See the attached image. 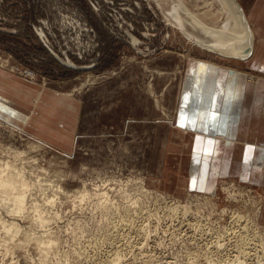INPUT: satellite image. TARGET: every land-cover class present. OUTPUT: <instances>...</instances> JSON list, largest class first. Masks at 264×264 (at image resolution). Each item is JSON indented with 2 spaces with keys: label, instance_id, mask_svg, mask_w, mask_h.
<instances>
[{
  "label": "rangeland",
  "instance_id": "374dc122",
  "mask_svg": "<svg viewBox=\"0 0 264 264\" xmlns=\"http://www.w3.org/2000/svg\"><path fill=\"white\" fill-rule=\"evenodd\" d=\"M159 1L0 0V70L32 84L12 93L0 88V160L24 165L40 182L24 214L0 199V264H104L120 249V264H224L234 261L243 237L254 246L241 262L264 264V153L257 151L264 147V0H238L257 46L240 62L193 44L186 27L166 18L177 7L184 19L206 14L219 28L215 22L227 19L217 21L221 0ZM191 63L201 67L193 66L201 78L193 90ZM191 93L208 96L198 101L194 123L183 110ZM15 150L25 153L16 158ZM84 185L114 189L120 209L80 202ZM142 185L153 200L138 194ZM121 187L140 200V215L122 207ZM34 199L45 202L46 226L36 222ZM221 208L229 210L221 215ZM239 212L241 221L234 219ZM13 222L17 234L6 231ZM49 235L58 238L56 248L43 246Z\"/></svg>",
  "mask_w": 264,
  "mask_h": 264
},
{
  "label": "bare ground",
  "instance_id": "6f19581e",
  "mask_svg": "<svg viewBox=\"0 0 264 264\" xmlns=\"http://www.w3.org/2000/svg\"><path fill=\"white\" fill-rule=\"evenodd\" d=\"M161 1V0H160ZM160 1H159V4H160ZM165 2L163 3L165 6H170V1L168 2L167 0H164ZM221 2H222V9L219 11V13L217 14V21H221V20H223L224 19V17H226L227 19L223 22V23H218V22H215L216 24H218V25H216V26H218L219 28H217V27H211V26H209V24L204 20L205 19V15L206 14H202L201 16L200 15H198V14H194V13H189L188 14V16H186V18L184 19L183 18V16L181 17L180 16V14H179V11L180 10H177V7H173V11H170V14L169 13H166V18H167V20H169L168 21V23L169 24H171L172 23V20H175L176 22H178V23H180V26L181 27H186V34L190 37L189 39H191V41H192V43L193 44H196V45H198L199 47H201L202 49H204V50H207V51H209V52H213L214 54H217L219 57H223V58H226V59H234V60H236V61H244V60H249L250 58H252L253 56H254V54H255V52H256V48H257V46H256V36H255V33H254V31H252V29H251V27H249V25H248V22H246V20H245V16H244V14L242 15L241 13H239L238 11H236V8L231 4V2L229 1V0H221ZM178 5V7L180 8L181 7V4L179 5V4H177ZM174 6V5H173ZM170 7H172V5L170 6ZM169 7V8H170ZM237 7V6H236ZM163 10H164V7H163ZM165 10L166 11H168L167 10V7H165ZM263 11H264V9H263ZM262 11V12H263ZM261 15V14H260ZM259 22V21H258ZM257 22V23H258ZM189 24V25H187L186 26V24ZM174 24H175V22H174ZM196 24V25H195ZM255 27V26H254ZM260 33V32H259ZM193 34H196V36H194ZM262 35H264L263 33H262ZM133 40H134V42H139L138 40H136L135 38H133ZM263 40H264V38H263ZM264 42V41H263ZM230 51V52H229ZM229 52V53H228ZM235 61V62H236ZM246 62V61H245ZM195 65H196V67H198V68H201L200 67V65L199 64H194V63H191V65H190V69H191V71H192V79L191 80H193V81H189V82H192V90H193V87H194V85L196 84V82H201V78L200 77H197V75H196V69L195 68H193V66L195 67ZM90 66V65H89ZM92 66V65H91ZM83 71V70H82ZM36 76V75H35ZM256 78V77H255ZM90 79V78H89ZM84 84V83H83ZM83 84H81V85H83ZM195 92H196V90H194ZM1 144V143H0ZM14 144H16V143H14ZM38 146H39V144H37ZM17 146V145H16ZM33 146V145H32ZM32 146H30V147H32ZM37 147V146H36ZM43 146H41V148H42ZM20 148H22V147H20ZM34 148V147H33ZM32 148V150H34ZM40 148V147H39ZM35 149H37V151L39 152V150H38V148H35ZM43 149V148H42ZM31 151V150H30ZM25 152H20V151H18V150H15V152H14V156L16 157V158H21V156H22V154H24ZM7 154H9L8 152H7ZM6 154V155H7ZM32 154V153H31ZM209 154V153H208ZM33 156V155H32ZM31 159V158H30ZM35 159V158H34ZM38 160V159H37ZM15 161V160H14ZM23 161H24V159H23ZM33 161V163H35L34 162V160H32ZM40 161H42V160H40ZM28 162V161H27ZM30 162V161H29ZM14 163V162H13ZM12 163V161L10 162V161H2V160H0V199L3 201V202H5V203H9V204H12V209H11V212H13V214L14 213H19V214H24V212L27 210V199H28V196H29V192L31 191V187L32 186H34L36 183L35 182H33L32 180H33V178H32V180H31V177H28V175H26V173H25V170H28V169H25L24 170V168H23V166H20V165H18L16 162L13 164ZM25 163V162H24ZM23 163V164H24ZM26 164V163H25ZM32 164V163H31ZM30 164V165H31ZM26 165H28V164H26ZM33 166H34V164H33ZM25 167V166H24ZM32 167V166H31ZM30 167V168H31ZM28 168V167H27ZM44 169V168H43ZM33 170V169H32ZM42 170V169H41ZM34 171V170H33ZM50 171V170H49ZM31 172V171H30ZM43 172V171H42ZM57 172V171H56ZM56 172H54V173H56ZM64 172V171H63ZM28 173V172H27ZM66 173V172H65ZM33 174V173H32ZM36 174V173H35ZM45 174V173H44ZM49 174V173H48ZM58 175H59V173H57ZM29 176H30V174H29ZM33 176V175H32ZM36 176V175H35ZM34 176V177H35ZM45 176V175H44ZM43 176V177H44ZM56 176V175H55ZM64 176V175H63ZM37 177V176H36ZM42 177V176H41ZM50 177V176H49ZM58 177V176H57ZM60 177V176H59ZM53 178V177H52ZM51 178V179H52ZM66 178V177H65ZM41 180H42V178H40ZM47 180V179H46ZM35 181H36V179H35ZM39 181V180H38ZM37 181V182H38ZM43 181V180H42ZM59 181V180H58ZM52 182H53V180H52ZM57 182V181H56ZM60 183H61V181H59ZM64 182H66V181H64ZM85 182V181H84ZM129 182L130 181H126V182H122V184H123V186L124 187H126V186H128V184H129ZM40 182H38L37 184H39ZM43 182H41V184H42ZM49 183V182H48ZM87 183V182H86ZM36 184V185H37ZM59 184V183H58ZM84 183H82V185H83ZM47 185V184H46ZM44 186L45 188L47 187V186ZM52 185H53V183H52ZM67 185V184H66ZM100 185V184H99ZM97 186V190L96 191H94L93 192V190L91 191L90 189H89V187L87 188L85 185V188H84V186H82V189L83 190H81V191H79V193L78 194H80L79 196H77V197H79V199L78 200H80V202H82V201H84V200H86V199H88V198H94V199H97V201H99V204H101V206L102 207H109V206H115V210H113V209H111V210H113V211H117L118 210V208L120 209V203H118L117 204V202L116 201H114V199H113V196H112V194H111V192H115L114 191V189H106L105 187L103 188V189H101V187L100 186ZM38 186V185H37ZM36 186V187H37ZM68 186V185H67ZM88 186V185H87ZM94 186V185H93ZM49 187V186H48ZM53 187V186H52ZM57 187V186H56ZM32 188H34V187H32ZM40 188V187H39ZM42 188V187H41ZM59 188V190H56L57 191V193L59 194L60 192H65L64 190H65V188L62 190V188L59 186L58 187ZM139 188H140V190H139V195L142 197V198H144L145 200H147V198L148 197H152V192L149 190V188H147V187H145V186H143L142 185V187L141 186H139ZM37 189V188H36ZM43 189V188H42ZM55 189V188H54ZM57 189V188H56ZM44 190V189H43ZM43 190H41L42 191V193L44 192ZM67 190H69V189H67ZM78 190V189H77ZM95 190V189H94ZM129 190V188H120L119 189V191H122V196L124 195V201L126 202L125 204H123V208L125 209V210H128V211H130V210H132V209H134V210H138L137 209V207H139L140 205L138 204L139 203V199L138 198H136V199H133V197H132V195L131 194H127V191ZM35 191V190H34ZM39 191V190H38ZM46 191V190H45ZM52 191H53V189H52ZM32 192H33V190H32ZM31 192V193H32ZM69 192V191H68ZM67 193V192H66ZM33 194H34V192H33ZM39 194V193H38ZM45 194V193H44ZM54 194V193H53ZM30 195H32V194H30ZM40 195V194H39ZM48 195V194H47ZM55 195V194H54ZM36 196H37V194H36ZM41 196H43V195H41ZM31 197H33V195L32 196H30V198ZM38 197V196H37ZM44 197V196H43ZM43 197H42V199H43ZM150 197V198H151ZM156 197L157 198H159V195L157 194L156 195ZM34 198H35V196H34ZM45 198V197H44ZM60 198V197H59ZM62 198H63V196H62ZM67 198V197H66ZM73 198V197H72ZM150 198H148V199H150ZM154 198V197H153ZM32 199V198H31ZM31 199L29 200V201H31ZM35 199H37V198H35ZM33 200V202H32V206H33V208H32V210L34 209V211H35V215H36V222L38 223V225L39 224H41V225H45L46 226V223H49V221H50V217L48 218L47 216H46V212H47V210L46 211H44L46 214L44 215V212L42 211V208H41V205L43 204V203H45V202H43L42 204H39L40 202L38 201V200ZM48 199V198H47ZM76 199V198H75ZM152 199V198H151ZM46 200V199H45ZM49 200V201H48ZM47 201L49 202V203H54L56 200H55V197H50L49 199H48ZM74 200V199H73ZM153 200V199H152ZM157 200V199H156ZM209 200H211V199H209ZM28 201V202H29ZM66 201V200H65ZM158 201H160V200H158ZM177 201V200H176ZM233 201V200H232ZM60 202V201H59ZM183 202V201H182ZM188 202H191L190 200L188 201ZM193 202V201H192ZM262 202V201H261ZM4 203V204H5ZM63 203V202H62ZM184 203V202H183ZM1 204V203H0ZM28 204H30L31 205V202L30 203H28ZM185 204V203H184ZM187 204V203H186ZM191 204V203H190ZM49 205V204H48ZM47 205V206H48ZM51 205V204H50ZM64 205V204H63ZM180 206H182L181 204H179ZM178 205V206H179ZM192 205V204H191ZM190 205V206H191ZM6 206V205H5ZM45 206V205H44ZM44 206H42V207H44ZM169 206V205H168ZM167 206V207H168ZM178 206H176V208H174L172 211H176V209H179L178 208ZM188 204L183 208V213L184 214H188V212H189V210L190 209H192L191 207H190ZM7 207V206H6ZM10 207L11 206H9L8 208L10 209ZM53 207V206H52ZM166 207V208H167ZM172 207V206H171ZM171 207H169V209L171 208ZM197 207V206H196ZM143 208L144 207H142V210H143ZM181 208V207H180ZM226 208V207H225ZM225 208H221L220 209V214L221 215H224L229 209H225ZM257 208V207H256ZM28 209H30L31 210V208L29 207ZM52 209V208H51ZM50 209V210H51ZM54 209H57V207L56 208H54ZM54 209H52V210H54ZM62 209V208H61ZM60 209V210H61ZM139 209H141L140 207H139ZM214 209V208H213ZM29 210V211H30ZM45 210V209H44ZM60 210H58V212L60 211ZM142 210H141V213H142ZM166 210V209H165ZM196 210H197V208H196ZM218 212H219V208H217L216 209ZM261 210V209H260ZM55 211V210H54ZM175 211H174V214H175ZM181 211H182V209H181ZM198 211V210H197ZM196 211V213L198 214V212ZM199 211H200V209H199ZM210 211V210H209ZM33 212V211H32ZM56 212V211H55ZM139 210H138V214H139ZM168 212H170V211H168ZM177 212H180V209H179V211H177ZM193 212V211H192ZM201 212V211H200ZM214 212V211H213ZM261 212L263 213V211H259L258 210V212H256L255 213V217H258L259 215H261ZM27 213H28V211H27ZM50 213V212H49ZM140 213V214H141ZM166 213V212H165ZM54 214H56V213H54ZM61 214V213H60ZM139 214V215H140ZM174 214H171L172 216L174 215ZM178 214V213H177ZM183 214V215H184ZM190 214H192V213H190ZM202 214V213H201ZM200 214V216H202L203 217V215L204 214H202L201 215ZM49 215V214H48ZM170 215V214H169ZM168 215V216H169ZM182 215V216H183ZM181 216V215H180ZM185 216V215H184ZM188 216V215H187ZM194 216V214L192 215V216H190V218L191 217H193ZM199 216V215H198ZM197 216V217H198ZM29 217H31V215L29 216ZM58 217V216H57ZM177 217V216H176ZM186 217V216H185ZM230 217H231V214H230ZM235 218V220H237V221H241L243 218H245L246 216H244L243 214H241L240 212L238 213V214H236L235 216H234ZM34 219H35V217H33ZM60 218V217H59ZM58 218V219H59ZM183 218V217H182ZM186 218H188V217H186ZM194 218V217H193ZM54 219V218H53ZM52 219V220H53ZM183 220V219H182ZM182 220H179V221H182ZM190 220V219H189ZM123 221V220H122ZM178 221V220H177ZM186 221V220H185ZM190 221H193V220H190ZM35 222V223H36ZM51 222V221H50ZM119 222V221H118ZM187 222V221H186ZM234 222V221H233ZM236 222V221H235ZM116 223V222H115ZM178 223H180V222H178ZM183 223H184V221H183ZM183 223H181V224H183ZM189 223V222H188ZM200 223H201V221H200ZM241 223V222H240ZM117 224V223H116ZM180 224V225H181ZM186 224V223H185ZM196 224H198V223H196ZM195 224V225H196ZM207 224H209V222H207ZM211 224V223H210ZM37 225V224H36ZM113 225V224H112ZM184 225V224H183ZM187 225V224H186ZM185 225V226H186ZM189 225V224H188ZM191 225V224H190ZM189 225V226H190ZM7 227H9L8 229H6V227H5V229H6V231L7 232H13V233H15V234H17V232H19L18 231V229L20 230V227H19V225L17 224V223H12V224H10V225H6ZM118 226H120V223H119V225ZM116 227V228H119V227ZM184 226V227H185ZM199 226V225H198ZM200 226H202L201 224H200ZM38 227V226H37ZM181 227V226H180ZM183 227V228H184ZM196 226H194L193 228H195ZM44 228V227H43ZM111 228H112V226H111ZM115 227H114V229H116ZM182 228V227H181ZM187 228H189V227H186V229ZM192 228V227H191ZM208 228V227H207ZM210 228H212V227H210ZM235 228V227H234ZM47 229H50V228H47ZM130 229V228H129ZM133 229V228H132ZM185 229V228H184ZM213 229V228H212ZM233 229V228H232ZM131 230V229H130ZM189 230V229H188ZM198 230H200V229H198ZM211 230V229H210ZM209 230V231H210ZM214 230V229H213ZM230 230V229H229ZM136 231H138V230H136ZM201 231V230H200ZM204 231V230H203ZM203 231L202 232H200L199 234H202L203 233ZM207 230H205V232H206ZM24 232H26L27 234H28V232L27 231H24ZM44 232H46V230L44 231ZM43 232V233H44ZM139 232V231H138ZM185 232H187V230H185ZM193 232H194V230L192 231V234H193ZM208 232V231H207ZM231 232V231H230ZM229 232V233H230ZM226 232H224L223 234H225ZM234 233H236L235 231H234ZM240 233V232H239ZM26 234V235H27ZM45 234H47V233H44L43 235H45ZM49 234V233H48ZM137 234H139V233H137ZM190 234V233H189ZM197 234V233H196ZM210 233H208V235H209ZM213 234H214V232H213ZM219 234V233H218ZM222 234V233H221ZM220 234V235H221ZM227 234H228V230H227ZM245 234V233H244ZM29 235V234H28ZM32 235V234H31ZM34 235V234H33ZM208 235H206V238H207V236ZM230 235H231V233H230ZM239 235V234H238ZM30 236V235H29ZM28 236V237H29ZM201 236V235H200ZM203 236H204V234H203ZM235 236H237V235H235ZM242 236V235H241ZM27 237V238H28ZM48 237V236H47ZM49 237H50V240L48 241V240H44L45 242L44 243H46V244H44L43 243V246H45V245H47V246H52V247H54V248H56L58 245H59V242L57 241V239L56 240H54L55 239V237L52 239L51 238V236L49 235ZM139 237H140V235H139ZM219 236H217V238H218ZM30 238V237H29ZM37 238V237H36ZM35 238V239H36ZM43 238H44V236H43ZM219 238H221V237H219ZM46 239H49V238H46ZM137 239H138V237H137ZM140 239H142V238H140ZM202 239H204V238H202ZM241 239V238H240ZM29 240V239H28ZM31 240V239H30ZM206 240V239H205ZM227 240V239H226ZM232 240V239H231ZM238 240H239V238H238ZM208 241V240H207ZM206 241V243H207V246L206 247H208V243H209V241L207 242ZM218 242V245H221V243L222 242H219V239L217 240ZM221 241V240H220ZM242 241V242H241ZM26 242V241H25ZM120 242V241H119ZM203 242V241H202ZM212 242H214V241H212ZM236 242H238L237 240H236ZM239 242H241V243H239ZM239 244H238V248H237V244H236V246L234 245V243H235V240H234V243L233 242H229L230 244L231 243H233V246L235 247V250H236V248H237V251H238V249H239V252H238V254L237 255H235V257L237 258H235L234 256V261H231V262H224V261H226L225 260V258H224V264L226 263V264H237L236 263V261L237 262H241L242 261V259L241 258H243L244 256H246L247 257V255H248V253H247V249L249 248V247H252V246H254L252 243H254V242H252V240L248 237V238H245V237H243L241 240H239ZM27 243H30V242H27ZM117 243V242H116ZM116 243H114V245H116ZM139 243V242H138ZM205 243V242H204ZM205 243V244H206ZM217 243L215 244V245H217ZM228 243V242H227ZM226 243V244H227ZM213 244V243H212ZM225 244V245H226ZM252 244V246H250ZM118 245H120V243L118 244ZM209 245H210V243H209ZM214 245V246H215ZM224 245V244H223ZM222 245V246H223ZM203 246V245H202ZM205 246V245H204ZM211 246V245H210ZM214 246H213V248H214ZM228 246H229V244H228ZM230 246H232V245H230ZM232 246V247H233ZM52 247H51V249H52ZM117 247H119V246H117ZM50 248V247H49ZM53 248V249H54ZM113 248H114V246H113ZM216 248H218V246L216 247ZM254 248V247H253ZM45 249V248H44ZM44 249H43V251H44ZM120 249V248H119ZM114 250H115V248H114ZM121 250V249H120ZM120 250L118 251H116V252H114L113 254H111L112 256H110V258L109 259H107L108 261H109V263H107V264H120L119 262H120V259L122 258L121 257V255H120ZM208 250V249H207ZM206 250V251H207ZM210 251H213V249L211 250V249H209ZM225 250V249H224ZM226 250H230V249H226ZM232 250H234V248L232 249ZM250 250H251V248H250ZM249 250V251H250ZM46 252H47V250H45ZM51 251V250H50ZM52 251H54V250H52ZM112 251V250H111ZM111 251H109L110 253H111ZM209 251V252H210ZM215 251V250H214ZM45 252V253H46ZM48 252H49V250H48ZM55 252H57V249H55ZM203 251H201L200 253H202ZM220 252V251H219ZM231 252V251H230ZM45 253H43V256L45 255ZM50 253V252H49ZM109 253V254H110ZM216 253H217V251H216ZM237 252H235V254H236ZM250 253V252H249ZM194 254H196V253H194ZM203 254V253H202ZM206 254V252L203 254V260H204V255ZM208 255H209V253H207ZM231 253H229V255H230ZM234 253H232V255H233ZM247 254V255H246ZM51 255V254H50ZM58 255V254H57ZM56 255V256H57ZM208 255H206V256H208ZM214 255H216V254H214ZM218 255V254H217ZM216 255V257L218 258L219 256H217ZM228 255V256H229ZM54 256V255H53ZM193 256V255H192ZM196 256V255H195ZM227 256V255H226ZM227 256V257H228ZM249 256H250V254H249ZM248 256V257H249ZM47 257V256H46ZM48 257H49V255H48ZM199 257V256H198ZM197 256L196 257H193V259L195 258V260H196V258H198ZM202 256H201V254H200V258H201ZM209 257H210V255H209ZM209 257H208V259L207 260H209L210 261V259H209ZM212 257V256H211ZM245 257V258H246ZM49 258H51V257H49ZM53 258V257H52ZM220 258V257H219ZM54 259H56V257H54ZM202 259V258H201ZM206 259V258H205ZM214 259H215V257H214ZM213 259V257H212V260H214ZM229 259H231V256H230V258H228V261H229ZM236 259V260H235ZM45 261H46V259H44ZM191 260H192V258H191ZM198 260V259H197ZM197 260L196 261H194V260H192V262L194 261V262H197ZM206 260V261H207ZM217 260H219V259H217ZM217 260H215L216 262H217ZM220 260H222V259H220ZM219 260V261H220ZM219 261L217 262V263H219ZM145 262H147V261H145ZM167 262H170V261H167ZM191 262V263H192ZM200 262V261H199ZM198 262V263H199ZM215 262V263H216ZM50 263V262H49ZM106 263H104V264H106ZM171 263V262H170ZM209 264L211 263V262H208ZM216 263V264H217ZM242 264H244L243 262H241ZM46 264V263H45ZM133 264V263H132ZM143 264H146V263H143ZM190 264V263H189ZM194 264V263H193ZM239 264V263H238Z\"/></svg>",
  "mask_w": 264,
  "mask_h": 264
},
{
  "label": "crops",
  "instance_id": "0c3cea01",
  "mask_svg": "<svg viewBox=\"0 0 264 264\" xmlns=\"http://www.w3.org/2000/svg\"><path fill=\"white\" fill-rule=\"evenodd\" d=\"M262 57H260V58H262ZM2 76L9 77L11 80L3 82L4 80H3ZM0 79L3 80V81H0V88H1V90L7 89L11 93L13 91H15L16 89H18L17 88L18 86L21 87L22 85H26V84L27 85H30V86L32 85L29 82H26V81L20 79L19 77L15 76L14 74L7 73V72L2 71V70H0ZM21 88H23V87H21ZM30 91H31V89H30ZM202 91H205V89H202ZM42 92H44V90ZM197 93H199V92H197ZM186 95L187 94H185V96H184L185 99H184V102H183V110L184 111H189L190 114H189V116L187 118H188L189 122L194 123V119L197 118L198 113L201 110V109L200 110L198 109V106H197L198 101L199 100L201 101L202 97L204 98L205 101H207V97L208 96L206 97L204 95V93H200L199 94L200 97H198V98H196L194 96L195 93L194 94L191 93L188 96H186ZM191 95H192V97H191ZM205 105L207 106V104H205ZM32 110H33V108H32ZM257 151L260 152V153H264V147L257 149ZM247 163H248V161H246V163H244V164L247 165Z\"/></svg>",
  "mask_w": 264,
  "mask_h": 264
},
{
  "label": "water",
  "instance_id": "95a60500",
  "mask_svg": "<svg viewBox=\"0 0 264 264\" xmlns=\"http://www.w3.org/2000/svg\"><path fill=\"white\" fill-rule=\"evenodd\" d=\"M231 2V4L236 8V11H238L239 13H241L242 15L244 14L245 16V20L247 22V18H246V15H245V12H244V9L241 7V5L239 4L238 0H229ZM237 6V7H236ZM249 25V23H248ZM69 65L73 66V67H76L74 64L72 63H69Z\"/></svg>",
  "mask_w": 264,
  "mask_h": 264
},
{
  "label": "snow or ice",
  "instance_id": "6c2138e0",
  "mask_svg": "<svg viewBox=\"0 0 264 264\" xmlns=\"http://www.w3.org/2000/svg\"><path fill=\"white\" fill-rule=\"evenodd\" d=\"M249 151L251 152V151H253V149L251 147H249Z\"/></svg>",
  "mask_w": 264,
  "mask_h": 264
}]
</instances>
